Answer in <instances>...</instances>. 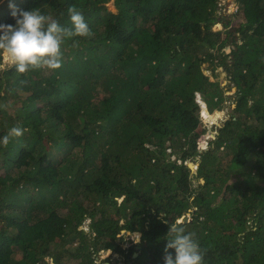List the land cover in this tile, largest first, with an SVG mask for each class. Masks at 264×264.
Wrapping results in <instances>:
<instances>
[{
    "label": "trees",
    "instance_id": "16d2710c",
    "mask_svg": "<svg viewBox=\"0 0 264 264\" xmlns=\"http://www.w3.org/2000/svg\"><path fill=\"white\" fill-rule=\"evenodd\" d=\"M235 2L213 30L218 0H0V25L74 5L91 31L55 72L0 76V138L27 129L0 144V264H164L168 223L204 264H264V0ZM205 63L235 92L200 151L201 102L225 98Z\"/></svg>",
    "mask_w": 264,
    "mask_h": 264
},
{
    "label": "clouds",
    "instance_id": "9594fccd",
    "mask_svg": "<svg viewBox=\"0 0 264 264\" xmlns=\"http://www.w3.org/2000/svg\"><path fill=\"white\" fill-rule=\"evenodd\" d=\"M9 8L15 24L0 25V55L7 58V63L18 74L37 70L55 72L62 67V45L65 41L72 40L75 47L79 44L76 38L91 36L82 12L74 5L67 8L70 20L68 27L62 26L53 16L43 14L39 8L17 9L12 3ZM204 110L207 112L206 107ZM26 131L25 128L14 126L0 138V144L7 147L13 138L21 137ZM166 237L164 264H204V252L199 242L184 227L168 223Z\"/></svg>",
    "mask_w": 264,
    "mask_h": 264
},
{
    "label": "rangeland",
    "instance_id": "374dc122",
    "mask_svg": "<svg viewBox=\"0 0 264 264\" xmlns=\"http://www.w3.org/2000/svg\"><path fill=\"white\" fill-rule=\"evenodd\" d=\"M217 5H218L217 6V13H218V16L221 17V19H220L219 23L215 24L212 27L213 30L222 29L223 28L222 22L231 21V24L233 22H235L233 17H232V14L237 9L235 0H218ZM107 7L110 10L115 11L112 1L107 3ZM236 22L238 23L239 21L236 20ZM229 50H230V48L226 49L227 52ZM9 68H13V67L7 63V58L2 55V61L0 64V76L3 75V73H5ZM201 68L209 80L219 83V85H220L219 87L224 91L225 98H224V101L221 105V109H218V110L215 109L212 112L207 113L204 110L205 106L204 105L201 106V116L203 118V120H202L203 138L200 139V141H199V150L200 151L204 150V148H207L209 146V140L211 139L212 134L218 129V127L222 124V122L228 117L232 108H234L233 98H234V92H235V88L233 86L232 80L230 79V75H229L228 71L226 69H224V67L218 66L212 71L210 69L209 64L205 63V64H202ZM196 96L198 99L200 98V96L198 94H196ZM195 161H196V159H192V158H190L188 160V163L191 165L193 172L196 171L197 162H195ZM199 180L201 182L203 181L202 178H200ZM194 181L196 182L195 179H194ZM120 200H121V198L119 197L118 202ZM185 216H187V221H188L189 220L188 214H186ZM82 227L84 229H88L87 228V221H85L83 223ZM121 233H123V232H121ZM137 236H139V235H137ZM126 238H127V233H126ZM128 238L132 239L134 237L128 236ZM127 244H128V242L125 241L124 245L121 246V248L123 249L124 247H126ZM107 254H108V251L107 252H104V251L100 252L98 257L94 260V264H105V263H102V261H103L102 259L105 256H107ZM48 262H49V264H53L49 260H48ZM119 264H121V263H119Z\"/></svg>",
    "mask_w": 264,
    "mask_h": 264
},
{
    "label": "water",
    "instance_id": "95a60500",
    "mask_svg": "<svg viewBox=\"0 0 264 264\" xmlns=\"http://www.w3.org/2000/svg\"><path fill=\"white\" fill-rule=\"evenodd\" d=\"M188 166L190 167V168H192L191 167V165L188 163ZM182 222H186L187 221V216H185V215H183L182 217H181V219H180ZM137 240H139V238H137ZM136 255V253H133V256H135Z\"/></svg>",
    "mask_w": 264,
    "mask_h": 264
}]
</instances>
